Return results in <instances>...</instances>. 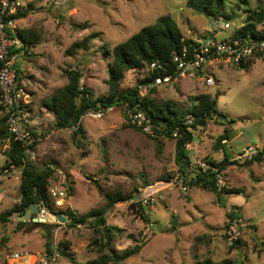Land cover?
<instances>
[{
    "label": "rangeland",
    "instance_id": "1",
    "mask_svg": "<svg viewBox=\"0 0 264 264\" xmlns=\"http://www.w3.org/2000/svg\"><path fill=\"white\" fill-rule=\"evenodd\" d=\"M186 1L39 3L16 24L29 29L37 41L17 61V84L28 99L23 103L29 119L27 127L37 136L34 146L26 151L38 165L53 168L48 186L70 187L63 206L52 207H69L77 213L103 207L106 223L118 227L112 229L111 244L117 249L140 245L132 255L108 264H192L206 257L230 258L234 264H264V153L259 159L235 158L248 144L264 147V64L260 59L251 58L248 68L231 61L212 62L207 66L215 77L212 85H205L197 75H186L154 85L149 92L156 101L172 100L180 110L191 104L195 94L216 97L218 113L205 125L192 129V147L187 149L193 165L203 157L220 161L224 143L220 138L228 136L223 146L229 162L222 169V186L230 190L225 193L227 206H235L241 214L229 230L227 208L217 202L215 192L189 184L178 171L174 139L154 138L129 125L122 105L112 104L102 117L81 116L84 137L78 144V140L73 141L71 127L55 126V114L44 104L67 81V68L79 69V85L90 89L94 97L106 95L112 56L105 49L164 14L175 19L184 37L204 39L215 33L216 38H222L233 33L245 18L239 3L251 8L264 6V0H225L223 10L233 15L225 18V14L205 15ZM222 19L230 20V26L221 27ZM92 32L97 34L87 41L86 48L66 53L74 40ZM150 70L149 66L127 69L118 87H132ZM5 112L0 104V120ZM7 146L8 139L0 142V212L19 200L20 166L7 164ZM116 193L130 196L109 202L107 195ZM41 214L46 222L53 223L52 249L60 253L52 264H72V258L85 262L99 253L90 222L71 225L47 209L34 213ZM17 220L15 213L7 220L0 219V263L33 264L34 255L45 253L43 226L29 222V226L19 228ZM234 237L244 243L240 250L229 246ZM18 249L34 255L26 263L15 261L9 254ZM38 257L35 264H41Z\"/></svg>",
    "mask_w": 264,
    "mask_h": 264
},
{
    "label": "trees",
    "instance_id": "2",
    "mask_svg": "<svg viewBox=\"0 0 264 264\" xmlns=\"http://www.w3.org/2000/svg\"><path fill=\"white\" fill-rule=\"evenodd\" d=\"M225 0H187V5L195 10L209 16L216 17L225 14V18H232V13L223 10ZM239 8L244 11L245 18L242 25L236 28L229 36L248 35L253 39L264 38V6L251 8L244 5L243 2L238 4ZM28 12V8L18 11L14 14L16 18L24 16ZM18 35L27 45L32 43L26 37L24 32L18 31ZM97 33L92 32L79 40H74L66 49V53L70 54L77 48L87 47V41ZM197 39L184 37L180 27L175 19L164 14L158 17L154 22L143 25L136 32L132 33L126 39L114 44L111 49H105L107 54H111L112 59L108 63V92L106 95H98L94 97L90 89L79 85L80 71L76 68L64 69L67 75V81L60 87L56 88L53 93L44 101L46 107L55 114V126L58 128L72 127L73 141H79L84 137V129L80 122L83 116L90 109H97L101 106L106 107L112 104L128 103L129 106L138 103L137 108L143 111L145 118L153 125L156 132L154 138L165 137L174 139V162L177 164L178 171L182 176L187 178V182L191 185L210 188L216 194L217 202L227 208L226 215L228 217L226 229L229 230L235 218H239L241 214L234 210L235 206H227L225 193L229 192L224 186L218 187L215 183L214 171L207 168L202 170L199 166L195 167L191 164L186 144L193 139L192 129L206 124L208 118L214 113H218L216 108V97H212L209 93H200L193 96L191 104L185 109H179L170 99L156 101L150 97L149 93L141 95L138 85L152 81L155 76L160 74L174 73L175 64L171 60V53L180 49L182 46L191 47L196 44ZM24 50L23 53H25ZM158 59L165 64L166 70L161 71L157 68L151 69L146 75L138 79L130 88L120 89L119 82L124 77V72L129 68H146L152 60ZM251 59L235 62L240 68H248ZM17 67V73H18ZM149 70V69H148ZM153 87L150 88V90ZM1 91V89H0ZM220 113V112H219ZM221 114V113H220ZM125 115V114H124ZM5 116L0 120V142L8 139V146L5 149L7 156V164L20 166L19 181V200L9 208L0 212V219L7 220L8 216L15 213L23 214L25 209L31 202H40L43 207L52 213L63 214L68 223L76 225L79 223L90 222L95 229L96 238L93 243L99 245V253L87 259L85 262L75 261L72 258V264H108L117 262L125 257L132 255L140 249L139 243L123 249H117L111 244L113 236L112 229L118 228L116 225L106 223L105 209L103 207H94L83 213L74 212L71 208H54L52 207V198L48 191L49 178L53 173V168L49 165H38L34 160L30 159L27 154V148L21 144L19 140L13 138V135L7 128ZM125 118L127 119L126 115ZM190 119V120H188ZM129 125L136 128L139 126L130 122ZM35 135V133L33 132ZM226 138L223 136L220 138ZM225 141V140H224ZM35 141L31 144L33 147ZM264 148L254 158H261ZM223 159L214 161L210 158L206 159L218 166L219 170L229 162L228 154L223 150ZM70 188V187H69ZM130 195L116 193L109 196V202L116 198L125 199ZM139 203V202H137ZM143 214V213H142ZM29 220H17V226H29ZM34 224H41L45 236V252L52 250V224L51 222L34 221ZM99 233V235H98ZM225 236L228 234L225 233ZM244 243L239 237L231 238L230 247H240ZM264 250V240L261 241ZM106 249L108 251H106ZM0 264H8L6 261ZM192 264H234L230 258L221 260H213L210 257L197 259Z\"/></svg>",
    "mask_w": 264,
    "mask_h": 264
},
{
    "label": "built area",
    "instance_id": "3",
    "mask_svg": "<svg viewBox=\"0 0 264 264\" xmlns=\"http://www.w3.org/2000/svg\"><path fill=\"white\" fill-rule=\"evenodd\" d=\"M27 0H0V104H2L6 110V125L13 138L19 140L22 145L27 149L32 148L31 144L37 139V136L31 132L28 126L27 112L24 110L27 103V97L23 95L26 92L21 86H18L17 79V61L24 50L28 49V46L20 38L16 29V17L15 13L24 10ZM66 2V0H40L39 3L53 4L55 6ZM230 20L222 19L221 27L226 28L230 26ZM242 25V23H241ZM240 23L236 28L241 26ZM215 33H211L210 36H206L204 39H197V43L191 45V47L182 46L178 50H174L171 53V60L175 64L174 73L160 74L154 77L152 81L141 83L138 85L139 93L141 95L148 94L150 88L154 85L169 82L180 76H195L203 79L205 85H212L215 83V77L213 74L207 71V66L212 62H219L224 60L226 62H239L241 59L246 61L251 58L260 59L264 64V38L253 39L248 35L244 36H225L222 38H216ZM149 68H157L161 71L166 70V66L160 60L155 59L149 63ZM202 73L204 74L202 77ZM23 94V95H22ZM124 108V114L127 119L139 126L149 135H156L153 125L149 122L148 118H145L143 111L137 108V104L129 106L128 103L120 104ZM112 105L106 107H99L97 109H91L85 114H89L94 117H102L105 111L110 110ZM81 120V119H80ZM190 120V119H188ZM72 129L75 126L71 127ZM187 148L192 147L190 142L186 144ZM264 147L257 143L248 144L242 148L241 151L235 154V158L248 159L257 154ZM192 164V163H191ZM13 165V164H11ZM200 167L202 170L207 168L214 171L215 183L218 187H221L224 183L223 172L218 169V166L209 162L206 158H198L194 165ZM70 188L65 186H48V191L52 198V204L56 207H61L64 204L65 197L68 194ZM146 201V200H145ZM34 255L27 249H18L10 252L9 257L15 261H22L26 263L28 259ZM33 260V264L36 263L37 257ZM60 256L57 248H53L49 253H44L38 257V261L41 264H52Z\"/></svg>",
    "mask_w": 264,
    "mask_h": 264
},
{
    "label": "water",
    "instance_id": "4",
    "mask_svg": "<svg viewBox=\"0 0 264 264\" xmlns=\"http://www.w3.org/2000/svg\"><path fill=\"white\" fill-rule=\"evenodd\" d=\"M211 37V35H210ZM40 211L41 213H43L45 211V208L43 207V205L40 202H31L29 203L28 207L25 209L23 214H19L17 215V219L18 220H29L30 222H34V221H39V222H44L46 221V218L44 215H34L35 212ZM54 216L61 220V221H66V217L61 214V213H54Z\"/></svg>",
    "mask_w": 264,
    "mask_h": 264
},
{
    "label": "crops",
    "instance_id": "5",
    "mask_svg": "<svg viewBox=\"0 0 264 264\" xmlns=\"http://www.w3.org/2000/svg\"><path fill=\"white\" fill-rule=\"evenodd\" d=\"M39 1L40 0H27L26 1V5H25V8L27 9H29V11L24 15V16H21V17H18L17 19H16V23L15 24H17V22L19 21V20H23L25 17H26V15H28V13L29 12H31V11H33V8H34V6L35 5H39ZM21 23H23L22 21H21ZM19 28H21V29H19ZM16 29L18 30V31H22V32H24V34L26 35V37H28V39L30 40V41H32V43H28L27 44V46L29 47L28 49L30 50V48H33L34 47V44L37 42L36 40H35V36L30 32V30L29 29H25L24 28V26L21 24V25H19V27H16ZM37 44V43H36ZM35 44V45H36ZM80 122H81V120H80ZM226 138H228V137H226ZM225 137L222 139V140H226V141H222V142H224L223 144H227V140H229V139H226ZM226 142V143H225ZM223 144H222V146H221V150H222V153H223V150H224V146H223ZM224 156V155H223Z\"/></svg>",
    "mask_w": 264,
    "mask_h": 264
}]
</instances>
